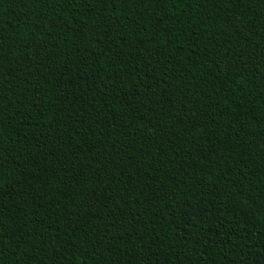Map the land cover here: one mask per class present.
Returning a JSON list of instances; mask_svg holds the SVG:
<instances>
[{"label": "trees", "instance_id": "obj_1", "mask_svg": "<svg viewBox=\"0 0 264 264\" xmlns=\"http://www.w3.org/2000/svg\"><path fill=\"white\" fill-rule=\"evenodd\" d=\"M0 264H264V0H0Z\"/></svg>", "mask_w": 264, "mask_h": 264}]
</instances>
